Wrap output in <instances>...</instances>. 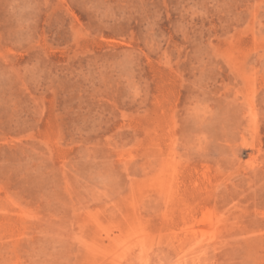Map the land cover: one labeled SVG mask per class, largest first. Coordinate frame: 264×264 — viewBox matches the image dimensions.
Segmentation results:
<instances>
[{
	"label": "rangeland",
	"instance_id": "374dc122",
	"mask_svg": "<svg viewBox=\"0 0 264 264\" xmlns=\"http://www.w3.org/2000/svg\"><path fill=\"white\" fill-rule=\"evenodd\" d=\"M0 264H264V0H0Z\"/></svg>",
	"mask_w": 264,
	"mask_h": 264
}]
</instances>
